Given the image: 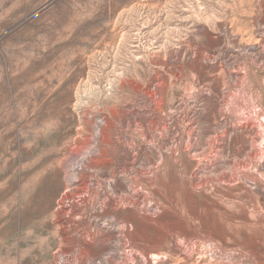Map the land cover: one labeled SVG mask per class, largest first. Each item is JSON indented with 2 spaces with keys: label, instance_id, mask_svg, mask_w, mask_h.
I'll return each mask as SVG.
<instances>
[{
  "label": "rangeland",
  "instance_id": "rangeland-1",
  "mask_svg": "<svg viewBox=\"0 0 264 264\" xmlns=\"http://www.w3.org/2000/svg\"><path fill=\"white\" fill-rule=\"evenodd\" d=\"M0 264H264V0H0Z\"/></svg>",
  "mask_w": 264,
  "mask_h": 264
},
{
  "label": "bare ground",
  "instance_id": "bare-ground-1",
  "mask_svg": "<svg viewBox=\"0 0 264 264\" xmlns=\"http://www.w3.org/2000/svg\"><path fill=\"white\" fill-rule=\"evenodd\" d=\"M79 101V100H78ZM78 104H80V102L78 103ZM76 105H77V103H76ZM77 107V106H76ZM78 107H80V106H78ZM77 107V108H78ZM80 109V108H79ZM193 121V120H192ZM109 131V130H108ZM104 133H106V132H104ZM112 135H114L113 133H112ZM101 136L103 137V139L105 140V145H106V147L109 149V152L111 153V154H113V153H115V152H117V151H119V147H117V145H115V141H113L112 142V140H111V132L108 134V135H105V134H101ZM113 137V136H112ZM191 137V136H190ZM218 137V136H217ZM88 146V144L85 146V147H87ZM88 148V147H87ZM86 148V149H87ZM211 148V147H210ZM105 150H107V149H104L102 146H100L99 148H98V157L99 158H103L104 156L106 157V152H105ZM123 152V151H122ZM118 155V154H117ZM125 155V154H124ZM113 155H111V157H112ZM115 157V156H114ZM108 159V158H107ZM100 160H102V159H100ZM99 160V161H100ZM110 160H112V158L110 159ZM97 161V160H96ZM95 161V162H96ZM106 161L107 160H103V161H101V162H99V163H95V162H93V163H95V164H92L91 165V168L90 169H92L93 171H98V169L99 168H101V166H104V165H107V163H106ZM113 161V160H112ZM110 163V162H109ZM113 163V162H112ZM112 166V165H111ZM101 171V170H100ZM111 171V170H110ZM113 171V170H112ZM104 172V171H103ZM108 172V171H107ZM102 173V172H101ZM110 173V172H109ZM114 174H116V173H114ZM103 175V174H102ZM96 176V175H95ZM69 177V176H68ZM83 177V174L81 173V175L78 177L79 179H81ZM110 177V176H109ZM94 178H96V177H94ZM102 178V177H101ZM111 178V177H110ZM116 177H114V179H115ZM99 179H100V177H99ZM104 179V178H103ZM102 179V180H103ZM109 180V179H108ZM86 181V180H85ZM103 183V182H102ZM111 183V182H110ZM113 183H114V180H113ZM116 183V182H115ZM124 183V182H123ZM125 184V183H124ZM113 185V184H112ZM126 185V184H125ZM84 186H85V182H84ZM87 186H88V184H87ZM110 187H111V185H110ZM87 189V188H86ZM111 189V188H110ZM119 189H121V187H119L118 188V190ZM84 191V190H83ZM135 191H137V190H135ZM90 192V191H89ZM133 193V192H132ZM97 194V193H96ZM99 194V193H98ZM117 194V193H116ZM128 194V193H127ZM134 194H135V192H134ZM111 195V194H110ZM136 195V194H135ZM118 196V198H119V195H117ZM128 196V195H127ZM120 197H122V196H120ZM134 197V196H133ZM126 198H129V197H126ZM132 198V197H131ZM125 199V198H124ZM124 199H123V197L121 198V199H119V201L120 202H122V201H124ZM133 199V198H132ZM131 200V199H130ZM129 200V201H130ZM136 200V199H135ZM135 200H132L131 201V203L132 204H134V203H136V202H134ZM85 202H87V200L85 201ZM92 202V201H91ZM90 202V203H91ZM113 202V201H112ZM111 202V203H112ZM126 202V201H125ZM93 203V202H92ZM91 203V204H92ZM128 203V202H127ZM88 204V203H87ZM108 204V203H107ZM121 204V203H120ZM129 204V203H128ZM126 205V206H129V205ZM88 205H90V204H88ZM104 205V204H103ZM122 205V204H121ZM92 206V205H91ZM130 206H131V204H130ZM87 207V206H86ZM93 207V206H92ZM119 207L121 208V206L119 205ZM123 207H125V204H124V206ZM136 208H137V206H136ZM106 209V208H105ZM113 211H115L116 213L118 212V210H117V207H116V205H115V203H114V205H113V207L111 208ZM107 210V209H106ZM122 211V210H121ZM126 211V210H125ZM127 213V212H126ZM125 213V214H126ZM124 215V214H123ZM134 218V217H133ZM125 221H126V219H125ZM87 222V221H86ZM127 222V221H126ZM123 225H125V224H123ZM96 226V225H95ZM189 245V244H188ZM122 254V253H121ZM188 255V254H187ZM153 260V259H152Z\"/></svg>",
  "mask_w": 264,
  "mask_h": 264
}]
</instances>
